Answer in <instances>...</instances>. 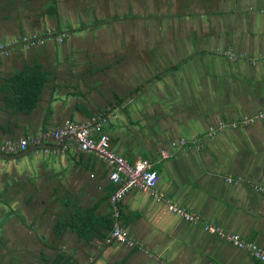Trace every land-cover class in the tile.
<instances>
[{
	"label": "crops",
	"instance_id": "0c3cea01",
	"mask_svg": "<svg viewBox=\"0 0 264 264\" xmlns=\"http://www.w3.org/2000/svg\"><path fill=\"white\" fill-rule=\"evenodd\" d=\"M25 35L43 42L28 47ZM1 45L0 144L40 142L0 159V264H54L61 253L73 264H261L203 226L264 249V119L206 136L264 111V0H0ZM229 48L238 61L219 54ZM36 65L47 81L25 111L8 101L10 79ZM103 118L93 137L107 134L114 152L151 160L159 175L118 211L109 166L53 136ZM86 222L101 237L80 236ZM115 223L134 247L110 239Z\"/></svg>",
	"mask_w": 264,
	"mask_h": 264
},
{
	"label": "built area",
	"instance_id": "2783aa9c",
	"mask_svg": "<svg viewBox=\"0 0 264 264\" xmlns=\"http://www.w3.org/2000/svg\"><path fill=\"white\" fill-rule=\"evenodd\" d=\"M63 38V35L55 37L57 42H61ZM21 41L26 46L33 47L42 43L43 39L37 35H25L21 38ZM0 50H3L4 52V46L1 45ZM219 54L232 62H236L239 59L238 54L232 51L231 48L220 51ZM263 119L264 111H261L252 116L244 117L239 122H219L216 127H212L207 131L206 136L212 137L226 129L248 126ZM104 122V118L100 121H95L92 124L66 122L54 131L53 136L56 140H61L66 137L73 139L82 151L96 153V155H98L109 166L110 179L115 184V190L110 196V202L114 205L116 211H118L117 204L131 189H138L145 192L154 191L157 186L159 175L157 170L154 168V163L151 160L141 159L134 163H130L124 157L114 152L110 147L109 137L107 134L101 132L97 139L93 137V132H100L101 124ZM39 142L40 138H36L30 139V141L23 139L17 143L0 144V153H19L24 151L30 143L34 144ZM180 144L183 145L184 142H180ZM227 182L231 183L232 180L228 179ZM256 190L264 193V186H258L256 187ZM155 196H157L158 199L161 197L160 194H155ZM168 209L186 221L194 223L198 220L196 215L186 211L174 203L169 202ZM203 229L212 236L226 240L233 247L239 250H246L253 259L261 264H264V249L258 244L246 241L239 234L225 232L220 225L214 222L204 224ZM110 239L112 241L134 247V243L129 240L127 231L117 223L114 224L110 232Z\"/></svg>",
	"mask_w": 264,
	"mask_h": 264
},
{
	"label": "trees",
	"instance_id": "16d2710c",
	"mask_svg": "<svg viewBox=\"0 0 264 264\" xmlns=\"http://www.w3.org/2000/svg\"><path fill=\"white\" fill-rule=\"evenodd\" d=\"M23 71L26 72L20 73L10 79L11 85L9 86V90H11L15 95L8 101L17 108L30 111L37 104L41 89L47 81V76L45 73L41 72V67L38 65L32 68H27ZM110 221L111 220H109V222ZM98 227L99 226L94 223L86 222L81 225V227L79 226L77 230L79 235L83 238L91 239L93 237L92 230L95 229L96 231ZM96 233L100 236V234H98V230ZM54 264H73V262L65 254L61 253L55 259Z\"/></svg>",
	"mask_w": 264,
	"mask_h": 264
},
{
	"label": "water",
	"instance_id": "95a60500",
	"mask_svg": "<svg viewBox=\"0 0 264 264\" xmlns=\"http://www.w3.org/2000/svg\"><path fill=\"white\" fill-rule=\"evenodd\" d=\"M0 52H3V50H0ZM115 102V101H114ZM43 148H46V146H44ZM54 148V147H53ZM57 148H60V147H57ZM56 148V149H57ZM26 153L25 152H20V153H17V154H12V155H8V154H1L0 153V159H5V160H15L17 158H20L22 157L23 155H25Z\"/></svg>",
	"mask_w": 264,
	"mask_h": 264
},
{
	"label": "flooded vegetation",
	"instance_id": "af4514ba",
	"mask_svg": "<svg viewBox=\"0 0 264 264\" xmlns=\"http://www.w3.org/2000/svg\"><path fill=\"white\" fill-rule=\"evenodd\" d=\"M62 41H63V40H62ZM62 41H61V42H62Z\"/></svg>",
	"mask_w": 264,
	"mask_h": 264
}]
</instances>
